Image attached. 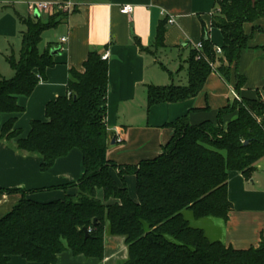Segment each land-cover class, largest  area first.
Listing matches in <instances>:
<instances>
[{
    "label": "trees",
    "instance_id": "1",
    "mask_svg": "<svg viewBox=\"0 0 264 264\" xmlns=\"http://www.w3.org/2000/svg\"><path fill=\"white\" fill-rule=\"evenodd\" d=\"M57 14L46 20L22 19L25 30L19 54L6 57L14 74L0 76V115L21 112L17 96L30 95L45 78L46 68L55 64L51 49L39 51L38 44L42 32L58 24ZM260 17H264V0H220L211 24L223 35L221 56L216 55L204 29L201 49H192L188 60L187 86H149L148 107L197 95L212 71L228 81L229 65H237L249 38L242 25ZM163 33L160 27L159 43ZM216 61L220 64L215 68ZM243 82L236 74L235 89ZM106 92L107 61L91 50L83 71L70 70L66 94L46 104V120L30 122L26 138L19 137L15 117L2 124L0 139L22 154L40 156L41 171L77 148L84 173L77 183L59 187L78 188L76 195L62 200L39 203L27 199L24 190H1L20 193L21 199L0 218V264H10L13 255L53 264L66 250L102 258L106 229L125 237L128 259L123 264H264V240L257 247L237 250L209 239L192 223L204 217L227 220L232 210L226 194L228 171L247 177L264 157V97L258 93L257 99H234L220 113L217 126L211 122L190 125L184 119L169 124L174 135L162 154L133 166L117 165L106 157L112 140L105 122ZM234 110L237 117L224 127L221 114ZM110 168L120 179L135 175L137 201L130 198L125 185H116ZM97 190H102L103 200ZM109 199L116 202L103 203Z\"/></svg>",
    "mask_w": 264,
    "mask_h": 264
},
{
    "label": "crops",
    "instance_id": "2",
    "mask_svg": "<svg viewBox=\"0 0 264 264\" xmlns=\"http://www.w3.org/2000/svg\"><path fill=\"white\" fill-rule=\"evenodd\" d=\"M220 0H0V76L10 78L13 70L6 57L19 54L21 32L25 30L22 19L38 17L46 20L56 16L58 24L42 32L39 51L56 50L55 64L46 68L45 78L38 81L30 95H18L22 108L18 113H2L0 128L15 117L14 127L20 138H26L33 120L45 121L48 102L64 96L70 70L83 71L89 51L107 54V92L105 122L110 137L106 157L117 165H137L154 159L174 135L172 124L184 119L190 125L211 122L217 126L220 113L235 99L264 97V17L243 23L248 35L246 47L241 50L237 65H229V80L216 71L207 76L201 91L186 100L160 102L148 107L149 86H187L188 60L195 45L202 42L204 29L215 49H221L223 35L212 26V16ZM34 2H48L47 11L32 9ZM69 4V9L62 8ZM126 4L131 12H123ZM170 18L173 22H169ZM163 27L162 42H158V29ZM65 42H61V38ZM216 61L214 67L219 66ZM227 65V64H226ZM36 72V71H35ZM236 74L244 82L236 87ZM237 117V110L222 113L223 126ZM118 138L120 141H118ZM42 158L18 152L4 139H0V218L6 215L21 199L17 192L24 190L29 200L45 203L62 200L66 195H76V186L67 189L62 185L77 183L83 176L84 166L79 149H71L58 158L54 165L40 170ZM116 185H125L128 195L137 201L135 175L117 176L109 169ZM227 199L232 204L227 220L204 217L194 220L211 240L237 250L257 247L264 240V157L254 164V170L245 177L240 171L227 174ZM97 197L103 200L102 190ZM115 199L103 201L104 204ZM128 259V246L122 235L110 234L106 229L103 238V257L74 255L70 250L57 255L53 264H123ZM10 264H42L21 256L10 257Z\"/></svg>",
    "mask_w": 264,
    "mask_h": 264
},
{
    "label": "built area",
    "instance_id": "3",
    "mask_svg": "<svg viewBox=\"0 0 264 264\" xmlns=\"http://www.w3.org/2000/svg\"><path fill=\"white\" fill-rule=\"evenodd\" d=\"M32 9H35L36 11L38 12H41V11H47L50 9L51 5L48 3V2H34L32 3L31 5ZM62 8H66L67 10L69 9V4H65ZM122 10L123 12H131L132 11V6L129 5V4H126L122 7ZM169 22H173V19L170 18ZM65 38L62 37L61 38V42H65ZM196 50H200L201 49V42L196 44L195 47H194ZM217 53L220 54L221 53V50L218 49L217 50ZM107 54H103L102 55V59H107ZM199 57V56H198ZM231 93L233 95V97L237 100V101H240V97L239 95L235 92L234 89H231ZM118 141H120V139L118 138Z\"/></svg>",
    "mask_w": 264,
    "mask_h": 264
},
{
    "label": "water",
    "instance_id": "4",
    "mask_svg": "<svg viewBox=\"0 0 264 264\" xmlns=\"http://www.w3.org/2000/svg\"><path fill=\"white\" fill-rule=\"evenodd\" d=\"M35 17H38V13H37V12H35ZM56 51H57V49H56V50H52V51H50V54L53 56L54 54H56ZM110 143H111V144H114V143H115L114 138L110 141ZM246 143H247V142H244V144H246ZM93 222H95V220H93ZM83 232H84V237H85V238L90 237V234H89L87 228L84 227V228H83Z\"/></svg>",
    "mask_w": 264,
    "mask_h": 264
},
{
    "label": "rangeland",
    "instance_id": "5",
    "mask_svg": "<svg viewBox=\"0 0 264 264\" xmlns=\"http://www.w3.org/2000/svg\"><path fill=\"white\" fill-rule=\"evenodd\" d=\"M190 214V213H189Z\"/></svg>",
    "mask_w": 264,
    "mask_h": 264
}]
</instances>
